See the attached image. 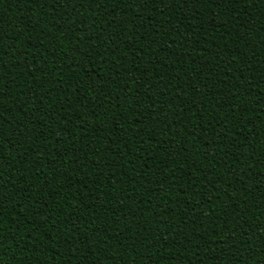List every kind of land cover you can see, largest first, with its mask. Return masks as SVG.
<instances>
[{
  "label": "trees",
  "instance_id": "trees-1",
  "mask_svg": "<svg viewBox=\"0 0 264 264\" xmlns=\"http://www.w3.org/2000/svg\"><path fill=\"white\" fill-rule=\"evenodd\" d=\"M0 264H264V0H0Z\"/></svg>",
  "mask_w": 264,
  "mask_h": 264
}]
</instances>
